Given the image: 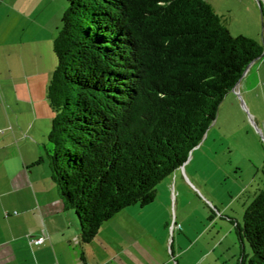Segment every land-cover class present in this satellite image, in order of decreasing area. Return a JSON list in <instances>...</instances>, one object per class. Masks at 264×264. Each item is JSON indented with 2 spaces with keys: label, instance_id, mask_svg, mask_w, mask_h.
I'll return each mask as SVG.
<instances>
[{
  "label": "trees",
  "instance_id": "16d2710c",
  "mask_svg": "<svg viewBox=\"0 0 264 264\" xmlns=\"http://www.w3.org/2000/svg\"><path fill=\"white\" fill-rule=\"evenodd\" d=\"M67 3L46 92L48 163L88 243L122 209L155 200L264 46L233 35L208 0ZM236 234L249 264H264V188Z\"/></svg>",
  "mask_w": 264,
  "mask_h": 264
},
{
  "label": "crops",
  "instance_id": "0c3cea01",
  "mask_svg": "<svg viewBox=\"0 0 264 264\" xmlns=\"http://www.w3.org/2000/svg\"><path fill=\"white\" fill-rule=\"evenodd\" d=\"M208 1L226 16V0ZM52 3L0 0V264H246L244 241L217 221L171 230L173 220H184V194L198 195L171 193L172 183L190 188L184 165L167 177L169 193L122 209L92 241H81L48 163L54 113L46 92L65 11L44 16ZM42 235L43 244L30 243L29 236Z\"/></svg>",
  "mask_w": 264,
  "mask_h": 264
},
{
  "label": "rangeland",
  "instance_id": "374dc122",
  "mask_svg": "<svg viewBox=\"0 0 264 264\" xmlns=\"http://www.w3.org/2000/svg\"><path fill=\"white\" fill-rule=\"evenodd\" d=\"M36 1L45 5V0ZM226 3L229 11L221 18L226 26L232 27H228L232 34L252 37L264 46V15L257 0H226ZM67 5V0H53L44 16L56 11L63 13ZM61 19L62 16L60 24ZM184 168L190 188L172 183L171 193H198V200L184 194L180 211L184 220H180V228L188 222L201 226L217 221L218 229L231 228L238 238L236 232L243 227L246 209L258 190L264 188V54L249 65L235 90L227 92L215 120L192 149ZM167 177L157 184V193H169ZM35 237L29 236V240ZM243 241L249 264L251 248L246 239ZM239 250L241 256L243 251Z\"/></svg>",
  "mask_w": 264,
  "mask_h": 264
},
{
  "label": "built area",
  "instance_id": "2783aa9c",
  "mask_svg": "<svg viewBox=\"0 0 264 264\" xmlns=\"http://www.w3.org/2000/svg\"><path fill=\"white\" fill-rule=\"evenodd\" d=\"M257 2H258L259 7L261 8L262 13L264 14V0H257ZM0 132H3V130H0ZM175 227L180 228L181 224L173 220L172 225H171V230L173 231ZM45 240H46V236L42 235V236H38L35 238H31L30 243L41 245L45 242Z\"/></svg>",
  "mask_w": 264,
  "mask_h": 264
},
{
  "label": "water",
  "instance_id": "95a60500",
  "mask_svg": "<svg viewBox=\"0 0 264 264\" xmlns=\"http://www.w3.org/2000/svg\"><path fill=\"white\" fill-rule=\"evenodd\" d=\"M236 87V86H235ZM235 87L233 88V90H235Z\"/></svg>",
  "mask_w": 264,
  "mask_h": 264
}]
</instances>
